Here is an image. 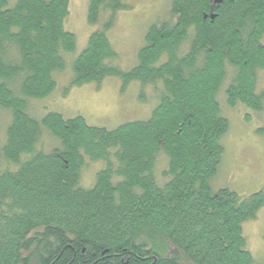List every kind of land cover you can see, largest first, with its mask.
<instances>
[{"label": "trees", "instance_id": "16d2710c", "mask_svg": "<svg viewBox=\"0 0 264 264\" xmlns=\"http://www.w3.org/2000/svg\"><path fill=\"white\" fill-rule=\"evenodd\" d=\"M69 3L0 0V264H264L243 232L264 191L210 185L230 129L217 99L228 65L235 69L229 105L264 106V0H171L177 21L151 24L128 70L108 36L126 6L89 0L88 21L100 27L73 60L69 87L108 76L122 90L135 80L142 88L161 83L149 118L113 129L82 115L28 113L27 98L51 94L54 72L76 49V35L64 28ZM43 127L60 150L40 148ZM161 152L163 184L155 175ZM88 161L104 164L90 188L81 185Z\"/></svg>", "mask_w": 264, "mask_h": 264}, {"label": "rangeland", "instance_id": "374dc122", "mask_svg": "<svg viewBox=\"0 0 264 264\" xmlns=\"http://www.w3.org/2000/svg\"><path fill=\"white\" fill-rule=\"evenodd\" d=\"M15 0H9V4ZM126 6L117 13L116 24L108 32L109 39L117 53L116 62L128 70L138 63V53L145 45V34L155 22L177 21L171 14V0H122ZM89 0H70L69 13L64 20V28L76 35V49L65 55L66 67L54 72L55 90L43 98H27L28 113L41 120L48 112L61 113L65 118L82 115L88 124L109 129L134 120L149 118L159 103L158 90L161 83L149 84L142 88L140 81H132L125 90L121 80L108 76L102 82H88L69 87L72 78V62L87 47L90 35L100 23H90L87 18ZM264 44V34L261 37ZM223 81L217 94L221 113L230 122L229 131L222 137L225 148L222 162L215 176L210 179L213 192L228 188L239 194L249 195L264 191V106L251 109L243 104L231 107L226 90L232 82L234 67ZM259 87L264 85V69L259 72ZM144 91V93L142 92ZM145 94V100L141 94ZM7 120V114H2ZM6 137V122L0 129V143ZM40 148L51 151L62 148V143L43 127ZM168 158L160 153L155 167V175L160 184L165 182L163 170ZM104 166L103 161H88L81 171V185L92 187L96 173ZM247 248L254 258L264 263V206L255 218L243 223Z\"/></svg>", "mask_w": 264, "mask_h": 264}, {"label": "water", "instance_id": "95a60500", "mask_svg": "<svg viewBox=\"0 0 264 264\" xmlns=\"http://www.w3.org/2000/svg\"><path fill=\"white\" fill-rule=\"evenodd\" d=\"M221 1H222V0H215V2H217V3H218V2H221ZM212 17H214V16H212Z\"/></svg>", "mask_w": 264, "mask_h": 264}, {"label": "flooded vegetation", "instance_id": "af4514ba", "mask_svg": "<svg viewBox=\"0 0 264 264\" xmlns=\"http://www.w3.org/2000/svg\"><path fill=\"white\" fill-rule=\"evenodd\" d=\"M222 1H223V0H222ZM222 1H221V2H222ZM218 3H219V2H218Z\"/></svg>", "mask_w": 264, "mask_h": 264}]
</instances>
